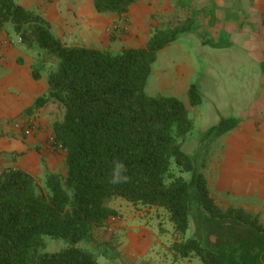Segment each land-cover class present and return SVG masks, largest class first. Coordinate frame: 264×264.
I'll return each instance as SVG.
<instances>
[{"label": "trees", "instance_id": "trees-1", "mask_svg": "<svg viewBox=\"0 0 264 264\" xmlns=\"http://www.w3.org/2000/svg\"><path fill=\"white\" fill-rule=\"evenodd\" d=\"M138 0H93L100 14L124 17ZM12 24L21 43L38 49L33 77L48 78V94L27 110L53 100L63 117L53 124V143L66 153L65 173L47 170L43 179L7 167L0 174V264H100L76 243L93 227L106 225L118 211L109 203L122 198L134 206L164 209L181 240L171 248L181 258L202 264H264V225L242 208H221L205 176L182 149L193 130L188 109L176 96L149 95L146 87L159 52L188 26L156 29L142 47L118 52L66 45L42 15L16 0H0V33ZM115 34L112 38H115ZM190 104L202 103L196 84ZM195 173L188 182L172 169ZM116 162L126 165V183H109ZM197 191L192 195L191 187ZM218 228L219 241L185 239L192 210ZM70 246L43 252L45 237Z\"/></svg>", "mask_w": 264, "mask_h": 264}, {"label": "crops", "instance_id": "crops-1", "mask_svg": "<svg viewBox=\"0 0 264 264\" xmlns=\"http://www.w3.org/2000/svg\"><path fill=\"white\" fill-rule=\"evenodd\" d=\"M16 1L46 18L53 33L70 46L110 51L137 48L145 46L156 29L171 26L173 19L175 27L188 26L186 32L193 37H178L159 52L146 87L149 95L156 91L178 97L179 91L188 92L195 78L205 77L202 60L212 67L217 60L238 58L245 86L260 77L259 87L248 84L260 94L252 104L256 109L252 116L223 119L210 129V139L224 140L226 149L212 159L208 185L218 205L220 199L212 188L230 201L229 207L257 215L264 225V0H138L125 14L127 32H119L116 38L107 31L118 17L98 13L93 0ZM12 29L5 27L0 33V174L7 167H17L40 175L56 170L65 158L52 138L57 103L50 100L27 112L36 99L48 94V78L44 72L40 79L33 77L37 55L20 37H13ZM188 38L190 46L181 42ZM245 86L244 91L248 90ZM20 121L30 127L29 134L26 128L15 126ZM143 208L136 206L137 213L150 211L148 215L157 217L152 211L159 208ZM116 210L118 220L106 226L110 231L114 227L126 231L122 214ZM141 231L145 236L153 234L147 227Z\"/></svg>", "mask_w": 264, "mask_h": 264}, {"label": "rangeland", "instance_id": "rangeland-1", "mask_svg": "<svg viewBox=\"0 0 264 264\" xmlns=\"http://www.w3.org/2000/svg\"><path fill=\"white\" fill-rule=\"evenodd\" d=\"M156 16L160 18V15ZM170 23H172L171 26L163 29L175 27V24H177L174 19ZM127 24L128 21L125 15L124 17H118L108 29V36L112 37L115 32H117L114 36L115 38L120 34L119 32L125 34L128 29ZM6 27L12 29V24L7 23ZM12 31L13 37L17 39L19 36L13 29ZM186 34L193 37L192 34L187 32H182L179 37L181 38V36ZM181 42L190 46L189 42L192 41L191 38H188L186 41L181 40ZM38 51H40L39 48L32 50L35 55H37ZM200 63L205 77L201 79V75L198 76L194 79L193 84L199 87L202 103L192 106L190 104L189 91L178 92V98L184 103L190 118L194 122L193 130L186 136L185 140L180 139V141L182 142V149L194 159L196 172L202 173L208 181L209 166L212 159H215L216 156L222 154L226 149L224 140L210 139V129L221 125L223 119L234 121L239 119V117L246 116V118H250L252 116L256 110L252 107V104L259 98L260 94L255 92V89L250 88L248 84L253 86L257 84V87H259L260 77L257 76L255 81L252 79L245 86L242 77V61L238 58L235 59V57L217 60L214 65L211 64L212 67L208 66L204 60L200 61ZM242 85L247 87L248 90L244 91ZM153 93L154 95L158 94L156 91H153ZM56 105V119L60 120L63 117V108L59 103ZM20 123L23 126L22 128H26L22 121ZM55 148L66 158V153L62 148ZM65 158L58 162L56 170H53L54 172L65 173ZM172 169L188 182L194 179L195 173L181 172L174 160H172ZM45 173L34 175L43 179ZM215 173V176L218 175V172ZM191 190L192 195H194V192L197 191L196 186L192 185ZM212 192L220 199L219 206L227 210L230 201L225 200L223 195L214 188H212ZM109 205L121 212L125 226L124 230L126 231L118 232L115 227L113 231H110L106 225L95 226L90 236L75 244L76 247L89 251L100 264H202L200 258L196 256L181 258L172 250L173 242L181 240V238L175 235L174 226L164 209L153 210L152 213L156 214V217L148 215L150 211L147 214L137 213L136 206L122 198L113 199ZM203 218L199 207L194 206L190 227L185 239L193 236L202 238L214 237L213 243H216L219 241L218 228L214 227L210 222H204ZM144 227L149 228L153 234L145 236V233L141 231V228ZM107 236H110L109 240L106 239ZM45 241L46 245L43 252H57L70 246L62 239H54L49 236L45 237Z\"/></svg>", "mask_w": 264, "mask_h": 264}, {"label": "clouds", "instance_id": "clouds-1", "mask_svg": "<svg viewBox=\"0 0 264 264\" xmlns=\"http://www.w3.org/2000/svg\"><path fill=\"white\" fill-rule=\"evenodd\" d=\"M126 172V165L122 162H116L113 166L109 183H111L112 185L126 183L129 179V177L125 174Z\"/></svg>", "mask_w": 264, "mask_h": 264}, {"label": "built area", "instance_id": "built-area-1", "mask_svg": "<svg viewBox=\"0 0 264 264\" xmlns=\"http://www.w3.org/2000/svg\"><path fill=\"white\" fill-rule=\"evenodd\" d=\"M15 126L17 127V128H22L23 126H22V124L20 123V122H17L16 124H15ZM24 132L26 133V134H29L30 132H31V129L30 128H26L25 130H24ZM118 220V216H112V217H110V219L107 221V224L108 225H110V226H113V224H115V222Z\"/></svg>", "mask_w": 264, "mask_h": 264}, {"label": "water", "instance_id": "water-1", "mask_svg": "<svg viewBox=\"0 0 264 264\" xmlns=\"http://www.w3.org/2000/svg\"><path fill=\"white\" fill-rule=\"evenodd\" d=\"M213 238H214V237L210 238L212 242L214 241V239H213Z\"/></svg>", "mask_w": 264, "mask_h": 264}]
</instances>
